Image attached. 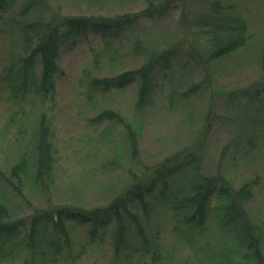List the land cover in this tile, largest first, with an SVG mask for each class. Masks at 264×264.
Listing matches in <instances>:
<instances>
[{
    "label": "rangeland",
    "instance_id": "374dc122",
    "mask_svg": "<svg viewBox=\"0 0 264 264\" xmlns=\"http://www.w3.org/2000/svg\"><path fill=\"white\" fill-rule=\"evenodd\" d=\"M218 1L223 6L230 5V12L243 16L250 37L237 51L205 65L190 55L189 44L182 40L185 37L178 20L182 6L178 4L162 16L140 15L132 24L114 25V35L105 34L103 26L98 24L70 32L61 45L57 69L43 95L35 90L40 71L38 62L26 85H21L19 95L5 88L0 80L1 160H4L5 142L14 145L13 138L20 139V144L12 146L11 152L15 154L24 147L30 139L33 119L40 112L51 129L53 160L48 191L44 193L33 186H22L21 194L8 191L11 217L34 212L40 216L37 210H45L46 215L36 217L35 264H123L122 258L118 262L114 257L110 235L113 220L92 223L63 213L57 224L53 206L65 204L89 209L104 205L133 174L138 175L145 166H159L165 157L183 153L189 147L197 148L203 172L211 174L220 170L234 187L246 177H258L252 206L264 205V0ZM45 2L47 9L107 19L137 12L146 7L148 0ZM210 2L194 0L192 7L204 10ZM21 3L22 0H14L12 5L15 9ZM135 38L148 41L156 49L169 45L174 49L169 66L153 72L152 89L140 103H136L137 75L123 83L99 80L142 63L141 55L132 51ZM8 47V37L1 34L0 76ZM107 109L118 111L132 124L137 135L135 152L122 122L115 118H95ZM207 122L209 130L203 137ZM26 149L30 150V146ZM11 162L5 160L1 165ZM184 183L180 174L169 179L173 188ZM160 189L159 182L152 191L156 201L150 203L151 227L158 229L157 246H152V250L156 249L162 257L172 255L174 264H184L185 258L194 254L192 242L175 227L176 214L162 195H157ZM210 191V204H218L219 193L216 189ZM25 224L18 233L0 238V264L8 263L12 253L16 259L27 258L33 252L24 248L21 240L30 231L29 220ZM215 224L214 211L209 210L201 229L191 234L194 244L216 243L220 234ZM93 225L95 230L91 233ZM42 235L52 237L61 248L51 252L47 244L39 243ZM40 249L44 254H40ZM201 255L198 254L200 259ZM142 263L150 264L149 255L133 251L125 264Z\"/></svg>",
    "mask_w": 264,
    "mask_h": 264
},
{
    "label": "trees",
    "instance_id": "16d2710c",
    "mask_svg": "<svg viewBox=\"0 0 264 264\" xmlns=\"http://www.w3.org/2000/svg\"><path fill=\"white\" fill-rule=\"evenodd\" d=\"M13 1L0 0V35L5 34L9 39L7 60L1 71L0 80H3L5 88L18 95L22 91L21 85H26L27 78L32 76L35 62L40 65L35 90L43 95L50 85L51 75L57 69L58 53L64 40L69 37L70 32L84 30L91 24L101 25L105 34L114 35L115 31H112L114 25L132 24L134 18L140 15L162 16L174 6L181 4L178 20L185 37L182 40L189 44L190 55L204 65L237 51L250 37L243 16L238 12H230L231 6H223L218 0H211L210 6L204 10H194L192 7L194 0H148L146 7L137 12L111 16L107 19L93 15L66 14L58 8L47 9L45 0H22L14 9ZM132 51L142 57L139 66L99 80L104 83L110 81L123 83L132 79V75H137L139 85L136 103H140L152 89L153 72L169 66L174 49L172 45L156 49L151 47L148 41L135 38ZM95 118H115L122 122L126 126L132 152H135L137 135L127 118L118 111L109 109L103 110ZM18 129L22 132L17 126ZM208 130L209 122L203 129V137ZM50 135V124L44 113L40 112L33 119L30 139L25 141L24 147L18 150L17 154L11 151L12 146L20 144V139L15 137L12 140L14 145L5 142L3 147L4 160L0 159V238L18 233L29 220L30 231L21 240L24 248L33 251L27 258L18 256L15 259L12 253L10 261L6 264H35L37 260L33 234L36 233L38 225L36 217L46 215L45 210H37L40 216H36L34 212L27 216L11 217L8 191L11 189L21 194L22 186H33L44 193L48 191L53 160ZM27 145L30 146V150L26 149ZM196 153L197 148L189 147L183 153L165 157L159 166H145V170L138 175L133 174L130 181L104 205H96L89 209H79L65 204L53 206L58 216L55 222L60 223V215L63 213L92 223L113 220L110 235L115 260L120 262L122 258V263L125 264L134 251L138 255H149L150 264H174L175 259L172 255L162 257L156 249L152 250V246H157L155 232H158V229L152 230L151 227L150 203L156 201L152 191L155 184L158 185L160 182L161 189L157 191V195L161 194L162 199L176 214L175 227L183 237L192 242L194 254L186 257L184 264H264V205L252 206L258 177H246L238 187H234L220 170L211 174L203 172L199 155ZM5 160L12 162L2 166ZM174 174H180L186 183L173 188L169 184V179ZM212 189L219 193L220 202L216 205L210 204ZM179 192L181 194H178ZM209 210L214 211L215 226L220 235L216 238V243L206 242L199 246L194 244L191 234L201 229L204 215ZM94 230L93 225L90 232L93 233ZM41 240L39 243L47 244L51 252L61 248L52 237L49 239L42 235ZM41 253L44 254L42 249ZM198 254H202V259Z\"/></svg>",
    "mask_w": 264,
    "mask_h": 264
}]
</instances>
